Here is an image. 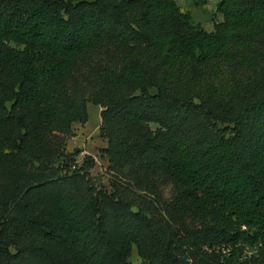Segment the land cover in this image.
Listing matches in <instances>:
<instances>
[{"label": "trees", "instance_id": "16d2710c", "mask_svg": "<svg viewBox=\"0 0 264 264\" xmlns=\"http://www.w3.org/2000/svg\"><path fill=\"white\" fill-rule=\"evenodd\" d=\"M216 10L207 31L175 0H0V264L264 250V0ZM83 86L125 184L110 191L61 147L87 120Z\"/></svg>", "mask_w": 264, "mask_h": 264}, {"label": "rangeland", "instance_id": "374dc122", "mask_svg": "<svg viewBox=\"0 0 264 264\" xmlns=\"http://www.w3.org/2000/svg\"><path fill=\"white\" fill-rule=\"evenodd\" d=\"M218 0H208L205 4L194 6L193 0H175L177 5L183 11H189L192 15V21L200 25L207 31L213 30V24L222 20L221 14L216 10V3ZM235 71L239 74L242 82H246L251 76V71L244 66H235ZM153 92V91H152ZM77 93L80 98L86 100L87 120L84 122L75 121L71 124V129L68 133H59L61 136V147L68 152H74L75 164L80 166L85 156H90L93 159L94 165L89 169V172L94 176L96 186L100 184L104 189L111 190V182L118 181L123 185L124 182L113 176L107 171L108 161L103 149L107 147V138L100 134L99 128L101 125L100 111L102 107L93 104L88 97L92 94L90 87L83 86L77 87ZM154 126V125H152ZM129 190L138 193L130 185ZM127 193H129L127 191ZM235 264H264V250L260 244L254 246H245L242 253L234 258ZM132 264H139L140 259L136 254L135 247L133 246L132 253L128 258Z\"/></svg>", "mask_w": 264, "mask_h": 264}]
</instances>
